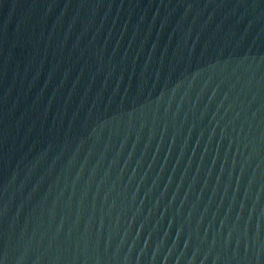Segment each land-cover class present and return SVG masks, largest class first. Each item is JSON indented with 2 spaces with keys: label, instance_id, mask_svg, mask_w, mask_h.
Here are the masks:
<instances>
[{
  "label": "water",
  "instance_id": "obj_1",
  "mask_svg": "<svg viewBox=\"0 0 264 264\" xmlns=\"http://www.w3.org/2000/svg\"><path fill=\"white\" fill-rule=\"evenodd\" d=\"M0 264H264V0H0Z\"/></svg>",
  "mask_w": 264,
  "mask_h": 264
}]
</instances>
